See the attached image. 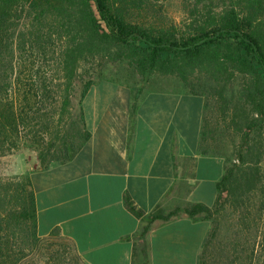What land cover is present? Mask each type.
Here are the masks:
<instances>
[{
    "label": "trees",
    "instance_id": "trees-1",
    "mask_svg": "<svg viewBox=\"0 0 264 264\" xmlns=\"http://www.w3.org/2000/svg\"><path fill=\"white\" fill-rule=\"evenodd\" d=\"M146 1L0 0V157L38 140V134L51 135L60 146L53 155V147L48 148L50 160L64 163L76 156L90 137L82 103L93 82L79 75L90 58L127 61L141 77L176 76L202 97L201 79L206 78L219 86L218 109L231 110L242 134L235 159L225 164L212 208L194 204L169 214L157 209L146 220L142 237L156 221L181 214L210 221L227 208L235 210L241 226L251 228L250 198L263 175V132L256 133L255 127L264 124V0H192L183 26L139 20L135 12ZM36 59L53 60L54 69H34ZM236 82L239 96L228 103L227 86ZM76 105L84 132L78 147L64 123ZM212 127L213 121L204 118V140L213 134ZM202 153L218 156L206 148ZM26 224L40 237L30 178L23 185L0 178V264L21 263L9 242L2 243L3 234L16 237ZM200 261L205 264L204 255Z\"/></svg>",
    "mask_w": 264,
    "mask_h": 264
},
{
    "label": "crops",
    "instance_id": "crops-1",
    "mask_svg": "<svg viewBox=\"0 0 264 264\" xmlns=\"http://www.w3.org/2000/svg\"><path fill=\"white\" fill-rule=\"evenodd\" d=\"M82 107L90 137L76 156L23 171L40 236L59 234L85 264H199L209 221L181 214L142 232L157 209L216 202L225 160L202 153L204 97L105 79Z\"/></svg>",
    "mask_w": 264,
    "mask_h": 264
},
{
    "label": "rangeland",
    "instance_id": "rangeland-1",
    "mask_svg": "<svg viewBox=\"0 0 264 264\" xmlns=\"http://www.w3.org/2000/svg\"><path fill=\"white\" fill-rule=\"evenodd\" d=\"M191 1L147 0L140 11L135 12V17L148 23L183 26ZM34 64V69H40L42 72H51L54 69V62L51 59H36ZM79 75L82 79H91L93 84L105 79L118 80L135 88L136 91L170 87L190 92L176 76L149 74L141 77L127 61L110 62L100 57L90 58L82 65ZM197 78L201 79L198 76ZM201 82L205 86L206 93L204 118L209 123L213 121V134L207 135L205 140L201 138V149L206 148L208 152L224 158L225 164H229L235 159L234 153L239 146L242 134L232 119L231 110L221 112L218 109L219 86L206 78H202ZM238 96V83L229 84L225 93L226 101L230 103ZM65 118L64 123L68 124V135L78 147L83 141L84 132L79 122L77 105L74 107L73 115L66 114ZM75 130L80 131L79 134H76ZM255 131L263 132L264 145V124L259 122ZM49 147H53L51 155L60 149L58 142L55 144L51 142V135L38 134V140L23 142L17 151L0 157V178L6 182L12 181L23 185L26 178H29V173H23L24 168H27L28 172H34L45 170L53 163H63L60 158L50 160L52 156L48 157ZM262 174L261 184L250 198L249 220L252 227L241 226L232 208H227L223 213L215 215L209 221L208 235L212 234L213 237L209 240L207 235L204 245L208 241L209 245L207 248L203 246L200 254V258L204 255L205 264H264V157ZM164 212L169 214L171 211ZM29 227L31 226L27 225V228H22L21 233L16 237L8 238L5 233L3 234L5 239L2 243L9 242V247L11 246L12 251L21 259L19 264H85L70 241L57 233L49 237H37ZM200 262L199 259V264Z\"/></svg>",
    "mask_w": 264,
    "mask_h": 264
}]
</instances>
